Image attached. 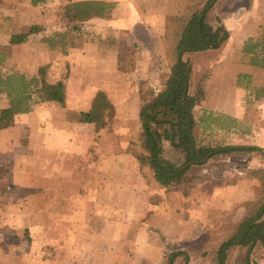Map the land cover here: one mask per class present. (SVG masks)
<instances>
[{
	"label": "rangeland",
	"instance_id": "1",
	"mask_svg": "<svg viewBox=\"0 0 264 264\" xmlns=\"http://www.w3.org/2000/svg\"><path fill=\"white\" fill-rule=\"evenodd\" d=\"M164 1L167 3L169 17L175 15L180 8L184 9L186 0ZM187 1L192 2L193 0ZM237 2L249 5L248 0H223L220 6L211 12L210 22L218 25L217 13L230 6L236 7L239 5ZM258 9L259 11L256 10V12L262 13L259 19H264V5ZM51 17V14L47 15L48 19ZM53 21L59 25L64 24L67 38H69L67 41L72 46L79 47L89 42L91 34L86 31V28L83 30L84 23L69 22L65 16V9L54 15ZM5 32L0 31L2 35L0 36V75L9 76L19 73L30 80L35 77L30 73L31 71L38 69V75L39 69L42 66H47V79L50 83L62 79H66V83L68 82V86H66L69 90L67 89L65 103H54L55 107H50L51 109L38 110V115L30 122L29 126L32 130L37 128V132L42 135V132L54 133L55 131L67 135V130L71 135L76 134L77 137L75 136L73 140H77V143L64 153L63 158L54 159L51 157L55 166L57 160H60L61 167L69 169L71 172L78 169L81 173L85 171L87 173L94 166H112L117 169L118 175L116 173L115 176L118 181L122 182L115 192L102 189L100 191L102 195L97 196L99 193L97 191L91 192L86 189L78 191L77 186L74 185L75 180L72 185L73 175H70L68 190L70 189L69 191L74 193L71 204L62 211L57 210L59 213H53L55 208L45 206L43 203L46 202V199L43 197L39 199V194L42 196L41 192L38 194V192L32 191L38 195V202H41L38 207H36V200L31 202L32 209L29 197L25 198L31 192L19 190L21 186H29L32 175L29 176L26 174L27 172L20 173L19 181H17L13 178L15 173L11 171L14 165L18 170L20 169L19 171H22V167L31 164L30 152L27 149L29 133L26 130H21L22 127L0 131V264H97L101 259L110 256L111 252H116L117 257L123 259L126 264H166L168 255L174 251L187 252L190 256L188 264H217L215 252L218 246L229 238L233 227L246 215V204L259 199L261 179L264 173V157L256 153L240 154L239 156L242 157L234 155L230 160L233 161L230 167L226 166L225 170L223 166L219 165H216L214 169L206 167L203 170L205 175H201L202 178L199 177L202 167H194L192 175L195 179L183 187L161 188L153 177V171L149 168L141 170L143 184L141 182H135L134 185L128 184L127 181L131 178H127L123 172L125 169L136 166L130 164L129 160L122 159L121 156L126 153L138 161L137 157L145 154L140 140L139 85L141 81H146L150 87L158 91L161 78L170 71L169 61L162 62L163 60H160L154 64L143 63L144 60L138 54V48L134 46L124 48L128 52L124 53L125 58L122 60L125 67L123 76L125 77L119 78L112 85L111 90L115 103L124 102L126 106L119 111L114 109L113 120L105 129L98 133L95 131L96 137L93 142L95 125L92 124L94 125L92 127L91 124L82 123L79 120L82 112L85 113L91 109L92 99H94L91 95L94 96L98 93L94 89V83L97 80L92 78L87 80L89 71L77 70L71 75L68 67L58 73L57 70L51 72L49 65H41L39 56H44L41 49H45V45L50 47L49 43L53 40V44L54 42L60 43L61 41L56 39L59 38L58 36L53 39V35L48 33V37H45L44 34V37L25 42L23 45L10 46L7 35L11 33V30ZM46 38L50 41L45 42ZM214 53V56H217V53ZM202 56H207V54L196 53L195 60ZM203 64L206 63L203 62ZM200 67L198 78L196 81L194 79L195 86L200 83V75L203 74L202 77L205 78L208 73L204 72L202 64ZM138 70L141 73L136 75V78L128 80L130 76L126 73L134 76ZM120 72L122 73V71ZM70 76L71 82L67 81ZM83 90L85 94L80 96ZM259 93L260 91L256 90V98L259 97ZM253 97L254 93L251 94L250 99L247 98L250 102L249 105L255 104ZM255 105L253 106L254 111H259L260 109ZM8 106L7 96L1 95L0 110ZM34 107L32 111L35 110ZM200 112L199 109L195 110V116L203 118ZM52 117H54L56 125L53 132H51L54 124ZM202 118H200L201 123H203ZM226 120L229 122L222 119L217 122L220 121L229 130L239 128L231 118ZM254 121L253 118H246L244 121L249 127H246L245 130H250L249 135L246 133L249 137L240 138H245V140L232 141L230 136H227L230 137L229 140H223L225 138L219 136L217 131L207 133L200 128L196 130V135L204 145L257 146L255 139L260 137V133L253 131ZM114 152L117 154L114 155ZM167 153H170L169 146H167ZM32 156H38L31 164V167L34 165L31 171L37 176L35 180L39 182L50 167L54 166V163L50 166L45 162L46 160H43L45 158L40 156V151L35 150ZM174 156L176 155L172 152L169 155V157ZM228 170H231L229 177L225 174ZM207 174L211 177L213 185L215 184L214 179L218 181L215 184V187L220 188L217 195L211 183L205 187L195 183L200 181L199 178L204 181L205 177L203 176ZM238 177L239 181H237ZM133 179H137V176ZM44 183L48 184V182ZM235 183L238 185L235 189H225L230 185L234 186ZM55 191H52L51 202L58 203L65 196L59 198L58 195H55ZM78 192H80L79 195ZM94 198L100 199L102 203V209L101 211L99 209V212L94 209ZM221 200L230 202L226 203L227 205H217V201ZM213 204L216 206L213 207ZM200 206H202L201 213L195 216L196 212L191 211H193V207ZM222 208L228 219L215 221L212 216L213 211ZM201 229L210 231L202 233ZM168 239H173L174 243ZM243 257L244 250L240 247L234 248L229 253L228 264H243ZM250 263L264 264V251H253ZM176 264L185 263L182 258H179Z\"/></svg>",
	"mask_w": 264,
	"mask_h": 264
},
{
	"label": "crops",
	"instance_id": "2",
	"mask_svg": "<svg viewBox=\"0 0 264 264\" xmlns=\"http://www.w3.org/2000/svg\"><path fill=\"white\" fill-rule=\"evenodd\" d=\"M81 1L112 2L115 4V8L110 18H95L84 22L82 26L83 30L86 28V31L91 34L89 35V42H86L84 45L79 47H74L67 41L69 38H67V32L65 31L66 28L63 26L64 24H57V22L53 21V18L54 15H57L62 9L64 10L67 5ZM222 1L223 0H219L214 9L218 8ZM248 2L249 5H242L237 2L239 5H236V7L230 6L217 13V17L230 33L229 40L219 50L201 52L202 54H207V56H202L197 60H195L196 54L193 57V81L194 79L196 81L198 78L197 74L201 68V64L204 66V72H208L205 78L202 77L203 74L200 75L201 80H199V82L205 89L206 98L201 105L196 108L197 111L198 109L201 110L200 114L203 115V118L200 117L202 118L203 123H201L200 118L196 115V130L200 128L201 130H205L207 133H215L217 131L219 136L225 138L223 140H229L230 137H232V141L245 140V138H240H243L244 136L249 137L248 135L250 130H245L248 126L244 121L246 118H253L255 120L253 131H258L260 133V137L255 139V145L264 148V132H262L264 131V97H255L256 90L264 88V69L251 65L250 56L244 51L245 44L250 39L257 40L261 38L263 34L264 19H259V16H261L262 13H258L256 10L259 11L258 8H261L264 5V0H248ZM214 9L212 11H214ZM50 14L52 17L48 19L47 15ZM168 15L169 12L167 11V3L164 0H1L0 31H4V33H6V30H11V33L7 35L10 40L13 35L20 33L25 27L38 25L42 26L45 31L38 35H32L27 42L39 37H44V34L45 37H48V33L52 34L53 38L58 36L59 38L56 39H59L61 42H57L60 43L54 42L53 47L45 45V49H41L43 50L42 53H44V56H39L41 65H49L51 72L57 70L58 73L63 72V70L68 67L71 75L77 70L81 72L89 71V74L86 77L87 80H90L91 78L97 80L94 83L95 92H105L112 101L114 108L119 111L126 106V103H115L114 98L112 97L113 93L111 89L112 85H114L119 78L125 77L123 76L125 73H121L119 71V59L124 55V53H128L124 50V48L129 46L138 48V54L144 60L142 61L143 63L151 62L154 64L158 63L160 60H163L162 62L168 60L165 53L164 40L166 36V23ZM0 36L2 35L0 34ZM214 52L217 53V56H214ZM203 62L206 64H203ZM140 70H138L134 76L126 73V75L130 76L128 80L141 73ZM157 70L159 69L157 68ZM37 71L38 69H35L30 73L33 76H36ZM67 81L71 82V76ZM67 89L69 90V88H66V94ZM253 93V102H255L256 105H249L250 102H248L247 98L250 99L251 94ZM84 94L85 91L83 90L80 96H83ZM94 96L91 95L93 98ZM53 104L54 103L52 102L40 104L35 106V110L31 113L19 115L16 118L15 126L9 129L15 130L22 127L21 130H26L29 133V145L27 149L30 152L29 156L31 157V164L38 158V156H32L36 150L37 152L40 151V156L45 158L43 159L46 160L45 162H47L50 166L54 163V166L50 167L49 171L46 172L44 177H41L42 179H40L39 182L35 180L37 176H35L31 171V168L33 169L34 165H32V167L31 164L30 166H26L24 168L22 167V171H19L20 169L18 170L17 166L14 165L11 171L15 173L13 178L17 181H19L20 173L27 172L26 174L29 176L32 175L29 181V186L19 187L20 191L25 190L29 193L31 192V194L27 195L25 198L29 197L32 209L33 207L31 202L36 200V207H38L41 204V202L38 201L41 197H43L46 199V202L43 204L48 206V208H55L53 213H59L57 210L62 211V209L71 204L74 199V193L70 192V189L68 190L70 175H73L71 182L73 185V180H75L74 185L75 187L77 186L78 191L81 192L83 189L90 190L91 192L97 191L99 192L97 196L102 195L100 192L102 189L113 190L115 192L122 181H118L115 176L117 169L115 167L112 168V166H94V168H91L87 171V173L86 171L81 173L78 169L72 170L71 172L69 169L61 167L60 160H57V164L55 166V162H52L51 157L54 159L63 158L64 153L69 151L73 144L77 143V140H73L76 134L71 135V133H68L67 130V135H62L57 131L54 133L42 132V135L37 132V128L32 130L29 127L31 125L30 122L36 117V115H38L40 110L45 108L51 109L50 107H55ZM254 105L260 110H256L257 112L254 111ZM230 118L235 121L237 125L236 127L239 128L229 130L227 126L221 124L220 121L219 123L217 122L219 119L227 121L226 119ZM256 120H258V122H256ZM52 121H54V124L51 132H53V129L56 127L54 117H52ZM92 127H94V125H92ZM2 131L4 132L5 130ZM95 131L94 127L93 142H95L96 137ZM246 133L248 135H246ZM82 138L83 137L81 136V139ZM113 154L116 155L117 153L114 152ZM234 155L242 157L239 156L240 154L214 157L206 165L201 166L202 168H200L201 172H199V177H201V175H205L203 170L206 169V167L214 169L216 165H219L223 166L224 170L226 166L230 167L233 164V161L231 162L230 160L234 157ZM121 158L129 160L130 164L136 166L135 168L125 169V172H123L127 178H131V180L127 181L128 184L134 185L135 182H141L143 184L144 180L141 175V170L144 168H141L139 162L126 153L121 156ZM29 169L30 171H28ZM230 172L231 170L225 172L227 177L231 175ZM136 176L137 179L134 180L133 178ZM206 176H203L205 177L204 181L199 178L198 180L200 181H196L195 183L205 187V185L211 183L212 181L208 174ZM214 181L215 184L218 183L215 179ZM237 181H239V177ZM44 182H48V184H45ZM215 184L213 185L211 183V186H213L216 192L215 194L217 195L220 188L215 187ZM236 187H238L237 183H235L234 186L230 185L225 189L233 190ZM32 191H36L38 194L41 192L42 196L39 194L40 198L37 200L38 195L32 193ZM52 191H55V195H58L59 198L63 195L65 197L58 203H55V201L51 202ZM42 192L44 193L42 194ZM80 192L77 194L79 195ZM94 200V209L98 212L99 209L101 211L102 203L100 202V199L94 198ZM229 202L230 201L227 202L221 200L217 201V205H227L226 203ZM215 206L213 204V207ZM201 208L202 206L197 208L193 207V211L191 212H196L195 216L200 215ZM225 214L226 212L222 208L220 210L216 209L213 211L212 216H214L215 221L219 219L227 220L228 217ZM206 231L210 230H202V233ZM168 240H171L174 243L173 239ZM111 253L112 254L110 256H106L103 260L101 259L100 263L97 264H126L123 259L117 257L116 252Z\"/></svg>",
	"mask_w": 264,
	"mask_h": 264
},
{
	"label": "trees",
	"instance_id": "3",
	"mask_svg": "<svg viewBox=\"0 0 264 264\" xmlns=\"http://www.w3.org/2000/svg\"><path fill=\"white\" fill-rule=\"evenodd\" d=\"M218 1L186 0L184 9L180 8L175 15L167 17L164 40L170 71L161 78L158 91L146 81H141L139 85L140 140L145 154L138 156L137 160L141 168L153 171L156 182L164 189L189 185L195 179L193 168L207 164L216 156L256 153L264 157V149L258 146L204 145L196 135L195 110L205 100L206 92L201 83L194 85L193 57L196 53L221 49L230 38L229 31L219 18V25L212 24L209 19ZM114 8L112 2L81 1L67 5L65 16L71 23L83 24L95 18H110ZM44 31L38 25L25 27L11 37L10 46L23 44L32 35ZM47 39L44 41H50ZM53 41L49 43L51 47ZM244 51L250 56L251 65L264 69V26L261 38L250 39ZM124 58L121 56L119 59L122 72H125ZM47 72L48 67L42 66L38 75L30 80L19 73L0 75V96L6 95L9 100V106L0 110V131L15 126L16 118L30 113L36 104L65 103L66 79L50 83ZM259 91V97H264V88ZM114 109L109 96L99 91L91 109L82 112L79 121L94 124L96 132H100L113 120ZM167 146L170 153L176 156L169 157ZM245 207L246 215L215 252L217 264H228L229 253L237 247L244 250L243 264H251L253 251H264V173L259 199L248 202ZM179 258L185 264L190 262L187 252L174 251L168 255L166 264H176Z\"/></svg>",
	"mask_w": 264,
	"mask_h": 264
}]
</instances>
